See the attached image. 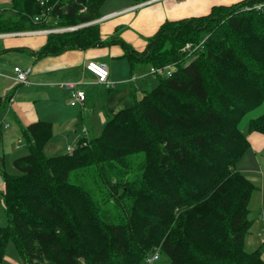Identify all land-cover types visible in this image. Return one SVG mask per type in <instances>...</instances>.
<instances>
[{
    "label": "trees",
    "instance_id": "obj_1",
    "mask_svg": "<svg viewBox=\"0 0 264 264\" xmlns=\"http://www.w3.org/2000/svg\"><path fill=\"white\" fill-rule=\"evenodd\" d=\"M102 1L10 0L0 33L88 22ZM263 2L166 19L141 51L118 29L102 38L98 22L48 32L37 57L120 44L130 72L145 62L174 70L138 98L132 86L105 87L112 106L100 133L80 135L65 151H43L49 121L21 130L27 152L13 158L15 172L0 162V264L8 242L24 264H138L156 247L171 264H264L259 248L244 247L256 185L236 168L249 147L239 120L264 101ZM10 97H0V110ZM249 131L264 134V112ZM127 157L132 165L117 162ZM82 173L95 190L78 181Z\"/></svg>",
    "mask_w": 264,
    "mask_h": 264
},
{
    "label": "crops",
    "instance_id": "obj_2",
    "mask_svg": "<svg viewBox=\"0 0 264 264\" xmlns=\"http://www.w3.org/2000/svg\"><path fill=\"white\" fill-rule=\"evenodd\" d=\"M234 1L236 0H131L129 2L128 0H120L112 4L114 8L103 12L99 10V14L102 17L107 13L110 14L97 22L102 38L110 36L114 33L115 29H118L117 32L122 39L137 51H141L146 45L147 38L157 30L164 20L205 14L212 5L228 4ZM46 37L47 32L22 35L0 34V97L7 94L11 95L5 107L0 110V119L2 120L5 117L11 116L9 107L11 103L16 102L17 108L19 109L18 114L22 116L21 120H19L20 134L21 130L25 128L27 124L37 120L49 121L52 123L53 127V122L56 117L60 116V109L63 105L66 107L71 106L72 109H75L71 119H77L75 125L78 128V118L80 116L78 110H81L89 104L87 95L84 92L85 99L83 106L70 105V89L60 87L58 82L66 80L77 81L79 82L77 86L82 90L84 86H91L92 88L97 87L95 94L90 95V97L93 98L95 95L101 94L99 88L103 87L96 83L95 75L86 69L85 62L94 59L104 61L107 64V58L114 59V57H126L123 55L122 48L117 44L93 46L86 49L70 48L59 54L37 57L33 51L38 50L45 43ZM107 65L109 69L108 77L115 82L114 88H117L120 83L116 82V80L120 78L115 72H111L109 63ZM14 66L30 68L27 75L28 82L19 90H15V87L23 83L13 82L11 75H13ZM123 66V71H125L126 65ZM136 71H138V76L149 74L148 69H145L144 66L140 64L137 65ZM133 72L127 76V79L133 76ZM119 88L121 91L126 92L129 87L125 86ZM107 94L106 92L105 101L108 103ZM7 126V124H3V127L7 128ZM54 133L55 131L52 129V135ZM245 135L249 140V147L246 150V152L249 150L248 157L253 159L256 166L260 167L262 165L261 162L264 161V159L260 158L264 151V134L256 131H249ZM77 137L79 136H76L74 140H76ZM19 145L20 144L15 143L12 147L15 149L18 148ZM13 155L14 154H11L9 157L12 158ZM2 160H4L3 157H0V162H2ZM236 168L242 171L256 185V180L251 174L253 171L255 172L257 170L256 167L250 170L249 174L244 166H236ZM256 189H258L257 185L255 190ZM258 220L264 221V214L262 211L258 215ZM262 226L263 224H261V227ZM251 229L252 224L248 233L251 232ZM263 231L262 229V232ZM248 233L244 238V247L246 250L259 248L261 256L264 257V241L262 240L264 235H262L260 242H252L250 237H247ZM245 242L249 243L245 245Z\"/></svg>",
    "mask_w": 264,
    "mask_h": 264
},
{
    "label": "rangeland",
    "instance_id": "obj_3",
    "mask_svg": "<svg viewBox=\"0 0 264 264\" xmlns=\"http://www.w3.org/2000/svg\"><path fill=\"white\" fill-rule=\"evenodd\" d=\"M116 1H120V0H103L99 6L100 12L114 8L112 4L115 3ZM129 1L131 0H128V2ZM42 2H45V0H41V3ZM9 3L10 0H0V9L2 14L6 15L11 13V11L8 9ZM108 14L109 13L103 15V17L100 15L95 19L91 20L90 22H86V24L88 25L93 22H97L102 18H105ZM117 35L121 37L119 33H117ZM117 45L120 46L123 50V47L120 44ZM107 60L111 72L112 73L115 72V74L120 78L116 80V82L120 83L117 86V88L125 87V86L127 87L133 86L135 89L136 97L138 98L141 96L143 92L152 90L155 87L159 77L155 76L154 74H144L138 76V71H136L137 67L132 73L133 76H131V80L128 81L127 76L131 72H129V63L127 57H114V59L107 58ZM123 65H126L125 71H123L124 69ZM140 65L141 66L143 65L145 69H148L149 67V63L146 62ZM162 76L163 75H161L160 77ZM25 84L26 83L16 86L15 90H19L23 88ZM100 86L103 87V88H99L101 90V94L97 96L95 95L93 98H91L90 95L95 94L97 87H93V88L91 86L83 87V91L87 95V100L89 101V104H87L81 110H78V114L80 115L78 118V128L75 125V123H77V119L76 120L71 119L72 113L73 111H75V109H72L71 106L70 107H66L64 105L61 106L60 116L56 117V119L53 122L52 129L53 131H55V133L48 139L49 141L47 140L48 142L46 141L47 143L45 142L43 145V151L46 154H54L57 152L65 151L67 146H71L73 144V141H75L74 139L76 136L85 135L88 138H90L100 133L101 128L106 120L105 113L107 114L108 108L112 106V104H108L105 101L107 90L101 84ZM83 103L78 106L81 105L83 106ZM9 108L11 111L10 112L11 116L5 117L2 120L0 119V157H3L4 159L2 160V163L6 171L15 172L11 164L12 158L14 156H18L26 153L27 149L25 145V140L21 136L19 130L20 128L19 120H21L22 116L18 114L19 109L17 108V103L16 102L11 103ZM262 112H264V101H262L255 107L249 108L244 112L238 123L239 129L244 134H246L248 132L249 120L253 117L260 115ZM3 124H7L8 125L7 128L3 127ZM15 143H18L20 145L18 146V148L14 149L12 146H14ZM248 151L246 153L245 152L243 153V155L237 161L236 166L246 167L248 174L250 173V170H252L254 167L257 168L255 172L253 171V173H251L256 180V185L258 186V189L256 190L254 189L250 196L248 217L250 219H253V221H252L251 232L248 233L247 237H250L252 242H260L262 235H264V231L262 232V229L264 230L263 227L264 221L262 222L258 220V215L261 213V211L264 214V161L261 162L262 165L260 167L256 166L255 163L253 162V159L248 157V153H249ZM11 154H14L12 158L9 157L11 156ZM141 154L142 153H140V155ZM260 158L264 159V151L260 156ZM131 160L134 159H132V157L131 158L127 157L123 160L118 159L117 162L127 167V165L130 164L132 165ZM80 179H78V181L84 183L90 189L93 190L95 188V181L92 175L90 176L85 173H82ZM2 189H3V179L0 173V191H2ZM3 205H4V200L2 195L0 194V225L5 224ZM261 224H263L262 227ZM247 243L249 242H245V245ZM158 255H159V259L155 260L151 264H171L169 258L164 253L159 252ZM1 264H24L20 255L17 253L16 249L14 248L12 242L7 243ZM138 264H148V263L146 262L145 259H143Z\"/></svg>",
    "mask_w": 264,
    "mask_h": 264
},
{
    "label": "built area",
    "instance_id": "obj_4",
    "mask_svg": "<svg viewBox=\"0 0 264 264\" xmlns=\"http://www.w3.org/2000/svg\"><path fill=\"white\" fill-rule=\"evenodd\" d=\"M261 4H264V2L260 4H256V7H259ZM37 19H38V16H35L34 20H37ZM76 28H78V24L72 25V26H63V27H48V28H43V29L18 30V31H11V32H3L0 34L20 35V34H31V33H37V32H44V33L47 32L48 33V32L62 31V30H72ZM202 41L195 45L188 42L182 47V50L191 52L197 47H199ZM85 67L87 70H89L91 73L95 75L97 84H101L106 88H113L115 86V82L110 80L108 77L109 69H108V65L106 64V62L90 59L85 62ZM173 70H174V65L172 63H166L163 65H150L148 68V73L154 74L155 76H161V75L165 76V75H170L173 72ZM29 71H30L29 67L21 68L19 66H14L13 75H12V79L14 83H27L28 82L27 75ZM130 80L131 78L128 79V81ZM78 83L79 82L72 81V80L58 82V85L60 87H65V88L70 89V100H69L70 105L77 106L84 102L85 93L82 89H80L77 86ZM70 147L71 146H68L66 147V149H70ZM262 240L264 241V236ZM158 254H159V249L158 247H156L154 251L146 254L144 259L146 260L148 264H151L152 262L158 259L159 257Z\"/></svg>",
    "mask_w": 264,
    "mask_h": 264
},
{
    "label": "water",
    "instance_id": "obj_5",
    "mask_svg": "<svg viewBox=\"0 0 264 264\" xmlns=\"http://www.w3.org/2000/svg\"><path fill=\"white\" fill-rule=\"evenodd\" d=\"M84 25H87L86 23H80V24H78V26L80 27V26H84Z\"/></svg>",
    "mask_w": 264,
    "mask_h": 264
}]
</instances>
